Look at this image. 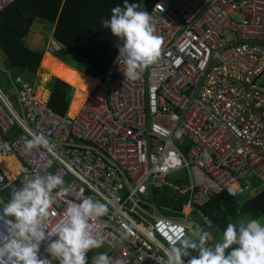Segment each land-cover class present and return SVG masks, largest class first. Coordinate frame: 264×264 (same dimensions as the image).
<instances>
[{"label":"built area","instance_id":"1","mask_svg":"<svg viewBox=\"0 0 264 264\" xmlns=\"http://www.w3.org/2000/svg\"><path fill=\"white\" fill-rule=\"evenodd\" d=\"M15 1L0 0V11ZM149 15L163 38L158 62L131 81L118 54L76 117L55 114L19 77L12 84L20 115L0 89V159L18 167L8 179L0 166V214L14 182L59 175L66 191L53 190L50 235L69 202L108 207L91 222L103 245L88 264L99 254L110 264H166L167 237L192 231L195 207L221 192L235 196L243 178L264 174V0H159ZM33 134L49 147L29 150ZM166 186L182 199L160 208L170 217L150 201ZM7 231L0 217V239ZM49 242L39 255L59 264Z\"/></svg>","mask_w":264,"mask_h":264},{"label":"clouds","instance_id":"2","mask_svg":"<svg viewBox=\"0 0 264 264\" xmlns=\"http://www.w3.org/2000/svg\"><path fill=\"white\" fill-rule=\"evenodd\" d=\"M139 8L138 4L125 0L123 8L114 7L110 19L101 21L104 28L110 29L112 36L123 41L118 51L124 58L123 75L131 81L137 80L144 69L158 62L163 45V38L155 34L151 16ZM51 38L45 53L58 57L52 48L61 49L62 45ZM261 83L260 79V88L264 92ZM26 147L29 150L48 148L49 140L43 135L33 134ZM63 184V178L53 174L26 178L9 201L2 205L0 217L5 220L8 231L0 239V264H52L51 260L39 255L41 244L46 240L50 241L47 253L59 264H88L87 254L102 247L99 230L93 233L91 222H100V218L108 214V207L90 198L79 203L69 202L64 213L65 221L57 225L55 235L49 234L47 224L52 214V193L56 189H59L58 195L65 192L66 189L61 187ZM261 221L250 219L239 224L229 223L223 236L217 235L214 247L206 246L207 232L190 227L192 231L186 234L184 229H179L177 234L167 237L169 246L164 249L166 264H186L185 257L189 258L187 264H264V222ZM201 223L207 229L213 228V224L209 228L203 221ZM51 237L57 239L51 240ZM189 250L197 251L198 255H191ZM93 264H110V259L106 254H99L93 257Z\"/></svg>","mask_w":264,"mask_h":264},{"label":"trees","instance_id":"3","mask_svg":"<svg viewBox=\"0 0 264 264\" xmlns=\"http://www.w3.org/2000/svg\"><path fill=\"white\" fill-rule=\"evenodd\" d=\"M158 1L127 0V3L138 4L140 6L138 10L149 13ZM124 4L125 0H16L0 11V50L3 53L0 63L4 57L6 68L27 71L32 78H35L42 66L45 49L27 48L24 45V38L37 21L49 23L50 34L48 39L45 37L44 43L47 45L49 38L52 37L53 42L61 44L62 48L55 54L64 61L69 57L73 58L77 61V65L83 66L85 83L82 90L79 89L77 93L75 87H71L61 79L53 78L46 103L55 114L66 117L75 89L76 98L70 108V116L75 117L94 89L96 84L94 78L103 75L119 54L118 46L122 45L123 41L112 36L110 29L104 28L101 21L110 19L112 9L116 6L123 8ZM12 133L11 136L20 132L13 129ZM0 163L3 168L8 167L10 172L4 169L8 177L15 175L18 167L13 159H0ZM14 191L11 189L5 196L6 202ZM154 193L150 196V201L159 210L163 205L173 208L180 206L182 199H177L178 194L173 189L166 186L164 191L158 192V195L157 192ZM244 208L246 217L263 220L264 191L245 202ZM202 211L212 221L213 228L209 229L212 238H217L219 234L223 236L228 224H236L241 213L237 212V200L226 193L214 196L209 201L208 207ZM161 214L163 217H170L169 212L161 210ZM206 229L201 227L202 233ZM189 251L197 253V251Z\"/></svg>","mask_w":264,"mask_h":264},{"label":"rangeland","instance_id":"4","mask_svg":"<svg viewBox=\"0 0 264 264\" xmlns=\"http://www.w3.org/2000/svg\"><path fill=\"white\" fill-rule=\"evenodd\" d=\"M231 20L233 22L239 21L238 16H236V15H232ZM49 28H50L49 23L43 22L41 20L37 21L33 25V27L31 28V32H29L28 35L26 36L25 44L31 45V46L39 45V48L45 49L46 44L44 43V39H45V37H46V39H48V35L50 34ZM229 37L231 38L232 36L228 35V38ZM231 40H233V39L231 38ZM58 49L59 48H57V47L52 48V50L54 52H57ZM0 55H3L1 50H0ZM44 55H45V56H43L44 59H42L43 62L41 61L42 66H40V70H39V72L35 78H32L31 74L28 73L27 71L20 70V69H10L8 67L6 68L4 57H2V59H1V63H0L1 64V67H0V89H1L2 93L6 96L7 100L10 102V104L13 107V109L15 110V112H17V114H19V115H20V107H19L18 100H17V93H16V90L12 84L13 81H15V79L17 77L22 78L24 81L28 82V84L32 86L33 91L35 93V96L37 95V97H38L42 94V101H46L45 96H47L49 93L50 82L54 78L53 77L54 75L56 77L66 79V81L71 86H73L75 88L81 86L77 90H79V89L82 90V87L85 83V80H84L83 75H82L85 68L81 65H77L78 63L76 60L69 57L67 59V61L64 62L63 60H61L57 57V59L59 61L52 62L54 59L50 56L52 54H50L48 52V53H45ZM47 55L50 57H48ZM49 61L51 63L49 64V67H48V65L46 66V64L49 63ZM51 67H52V69L50 71ZM46 73L51 74L50 76L52 77L49 83H47V81H48V77H50V76L46 75ZM261 82H262L261 86L264 87V74L261 76ZM44 88H46V89L44 90ZM39 99H41V98H39ZM250 177L248 176V177L243 178L241 182L243 183V181L246 179L252 180L251 185L253 187L257 186L258 188H260L258 191V194L261 193L264 189V182H262V180L259 178H254L253 173L250 175ZM257 181H260L261 187H260V184H258V185L255 184ZM22 185H23V183L22 184L21 183L12 184L9 191L11 189L16 191ZM248 199H249V194L246 195V197L241 195L240 199L237 202V208H238L237 212L238 213L241 212L238 216L237 224H239L240 222H247L248 220L251 219L249 217H246V213L244 211V209H245L244 203ZM198 226H201L202 228L204 227L201 223V220L198 221ZM194 229L199 230V228H197V227H195ZM205 232H207L209 234L208 235V241L209 242L206 246L214 247L215 244L217 243V239L211 237L209 229H206Z\"/></svg>","mask_w":264,"mask_h":264},{"label":"crops","instance_id":"5","mask_svg":"<svg viewBox=\"0 0 264 264\" xmlns=\"http://www.w3.org/2000/svg\"><path fill=\"white\" fill-rule=\"evenodd\" d=\"M229 35H230V34H229ZM26 47L29 48V49H31V50H38V49L42 50V48H39V45H33V46H31V45H26ZM2 54H3V53H2ZM1 56H2V55H0V57H1ZM47 56H48V55H47ZM48 57H50V56H48ZM55 61H59V60L57 59V57H54V59H53L52 62H55ZM50 63H51V62L49 61V63H47L46 66L48 65V67H49V64H50ZM51 69H52V67L50 68V71H51ZM46 75L50 76L51 74H47V73H46ZM82 75H83V74H82ZM53 77L66 81V79H62V78L56 77L55 75H54ZM19 78H20V77H19ZM51 78H52L51 76L48 77V81H47V83L50 82ZM21 79H22V78H21ZM22 80H23V79H22ZM66 82H67V81H66ZM67 83H68V82H67ZM68 84H69V83H68ZM80 87H81V86H80ZM80 87H77V88H76V92H77V93H78V90H77V89L80 88ZM44 89H46V88H44ZM74 93H75V89H74ZM77 93H76V94H77ZM49 94H50V92L48 93L47 96H45L46 101L48 100ZM38 97L42 99V94H41L40 96H38ZM75 98H76V96L73 94L72 99L75 100ZM72 99H71V101H70V106H69V109H68V116H69V117H71V116H70V108H71V104H72V101H73ZM4 160H5V159H4ZM15 163H16V162H15ZM0 166L3 168V166H2L1 163H0ZM4 169H6L7 172H10L7 166H5V168H3V170H4ZM17 172H18V169H17L16 173H17ZM16 173H15V175H16ZM4 174L7 176V173H6L5 171H4ZM15 175H14V176H15ZM249 177H250V176H249ZM7 178H8V179H12L13 177H8V176H7ZM250 178H251V177H250ZM251 181H252V180L246 179V180L243 181V183L241 182L239 185H237L235 189H237L238 187H240V191L237 193V195H235V196L230 195V194H226V195L235 198V199L237 200V202H238V200L240 199L241 195L244 196V197H246V195L249 194V199L245 201V202H248V201L251 200L254 196L256 197L257 195L260 194V193L258 194V191H259L260 188H258L257 186H256V187H253V186L251 185ZM262 182H264V174H263ZM255 184H256V185L260 184V181H257ZM245 187H246V189H244ZM260 187H261V184H260ZM163 191H164V190H163ZM263 191H264V189H263ZM263 191H262V192H263ZM221 194H224V192H221V193L217 194V196H218V195H221ZM255 194H256V195H255ZM252 196H253V197H252ZM157 198H158V197H157ZM7 202H8V201H7ZM208 205H209V201H208V202L206 201L205 203H203L202 206H197V207H195V209L193 210V212L191 213V215L188 216V217L190 218V222H191L190 227H192V230H196V229H194V228L197 227V228H199V231L202 232L201 229H200V227L198 226V221L201 220V222H202L203 219H207V220L210 221L211 224H212V221H211V220H210V219H209V218L203 213V211H202V210H204V208H207ZM237 219H238V218H237ZM240 219H241V218H240ZM262 219H263V221H261V223L264 222V217H263ZM236 224H237V222H236ZM218 236H222V234H221V235L219 234ZM192 239H197V238H196V237H192ZM208 242H209V241H208V239H207L206 245L208 244ZM190 254H191V255H198V252H197V253H195V252H190ZM185 263L187 264V260H185Z\"/></svg>","mask_w":264,"mask_h":264},{"label":"bare ground","instance_id":"6","mask_svg":"<svg viewBox=\"0 0 264 264\" xmlns=\"http://www.w3.org/2000/svg\"><path fill=\"white\" fill-rule=\"evenodd\" d=\"M17 174V173H16Z\"/></svg>","mask_w":264,"mask_h":264}]
</instances>
